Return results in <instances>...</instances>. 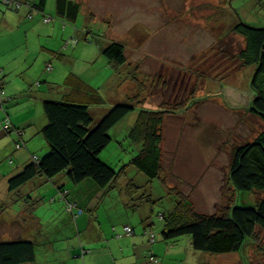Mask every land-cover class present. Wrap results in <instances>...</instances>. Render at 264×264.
Segmentation results:
<instances>
[{
    "label": "rangeland",
    "instance_id": "obj_1",
    "mask_svg": "<svg viewBox=\"0 0 264 264\" xmlns=\"http://www.w3.org/2000/svg\"><path fill=\"white\" fill-rule=\"evenodd\" d=\"M84 5L85 11L76 22L64 23L68 27L87 29V43L97 41L104 48L114 41L122 43L126 63L120 67L118 75L115 67L104 58L102 64L99 61L92 64L83 77L98 88L106 102L118 97L120 101L132 102L143 109L166 110L161 127L160 179L163 181L149 180L129 165L137 153L127 138L128 128L134 120L132 114L109 131L111 141L99 158L119 172L121 178L118 188L106 193L100 201L101 219L109 227L116 224L115 221H124L136 230H141L144 222L159 228L161 213L173 206L180 192L190 197L196 211L205 214L220 213L233 203L252 205L264 198V191H235L228 178L234 147L249 141L264 127L263 122L247 110L252 97L249 87L251 68L242 67L237 58L244 40H239L232 28L238 19L255 27H264V0H87ZM75 40L78 44V36ZM67 63L70 70L78 69L79 65L85 66V57ZM20 66V63L15 64V69ZM2 76L3 96L12 99L15 83L23 82L25 76L6 72ZM11 101L0 94V102H5L3 105L7 108L13 104ZM42 112L40 108L38 114H33V125L26 129L38 132H34L31 139L28 132H24L21 139L16 131L11 133L24 145L32 142L38 156L44 153L39 144ZM1 114L6 117L4 108H0V119ZM14 149L7 151L5 158L0 153V178L11 170L9 164L14 161ZM130 184L137 189L128 208L121 201L125 196L123 189ZM19 190L31 201L21 214L18 226L3 224L0 227V239H9L8 236L14 234L9 231L16 228H22V235L48 228V222L46 225L41 221L40 211L48 209L44 205L51 203V194H48L51 183L32 187L26 184ZM16 196L17 193L12 197ZM40 197L39 203H35ZM0 198L6 202H0L5 204V213H16L10 199ZM65 203L74 202L66 198ZM81 208L83 213L79 216L83 215L85 228L90 212ZM29 214L33 217L32 222L27 221ZM5 229L6 236H2ZM92 233V229L87 231V235ZM73 235L78 240V236ZM175 242L185 250V258L178 257L183 261L168 264H264V232L259 228L254 242H248L242 256L240 253L213 255L195 251L192 247L187 249L188 243L191 244L188 236H181ZM36 244L37 252L48 246ZM51 244L55 253L65 251L63 241Z\"/></svg>",
    "mask_w": 264,
    "mask_h": 264
},
{
    "label": "trees",
    "instance_id": "obj_2",
    "mask_svg": "<svg viewBox=\"0 0 264 264\" xmlns=\"http://www.w3.org/2000/svg\"><path fill=\"white\" fill-rule=\"evenodd\" d=\"M16 1L21 4L19 7L7 6L1 0L0 5L16 11L20 10L22 5L26 6L27 19L33 18L34 8L43 11L46 3V0H38L37 3ZM55 7L59 17L63 19L67 17V21L71 22L75 21L80 10V5L72 0H55ZM52 20V16H43L44 23H50ZM232 30L244 40L243 47L237 53V58L242 67L251 68L249 87L252 97L247 110L264 124V27H255L238 19ZM102 55L109 65L115 67L119 75L120 67L126 63L124 45L120 42H111L102 50ZM62 56L63 53L54 55V57ZM44 70L51 72L52 64L47 62ZM73 79L74 77L69 76L65 84ZM79 81L81 82L79 90L86 98L85 101L69 97L59 100L49 98L43 101L46 123L41 129V134L48 146V152L41 157L32 155L30 162L9 179V188L11 190L19 188L38 175L47 179L65 175L73 184L91 180L104 192L114 189L121 176L119 172L101 161L99 155L111 141L109 131L131 114L134 120L130 123L131 125L129 124L127 138L137 153L129 165L135 167L149 180L163 181L160 179L162 171L161 127L166 110H147L125 101L110 104L100 96L96 88L80 78ZM2 85L1 83V91ZM53 87L56 86L52 85L51 88ZM9 125L8 132L16 131L21 139L24 131L14 129L10 123ZM20 139L16 143V146H20L18 149L24 146ZM228 178L235 191L239 193L264 191V127L252 139L234 147L231 153ZM136 189L132 184L126 187L125 195L130 207L135 198L133 193H136ZM58 194L64 200L68 197L66 189L61 188ZM147 199L151 201L149 196ZM68 204H73L71 212L66 210L71 215L72 212H75V215L83 212V209L76 203H67V208ZM136 206L137 204L134 207ZM162 216L160 218L162 221L161 238L166 242L175 243L179 237L188 236L191 247L195 251L213 255L240 253L242 256L248 242H254L256 230L259 228L264 232V198L258 199L252 205L233 203L220 213L205 214L196 211L190 197L180 192L173 206ZM115 230V227H112L115 236H128L124 229L121 234L116 233ZM131 230L134 233L133 228ZM148 230L150 229L146 228L144 233L149 238ZM37 253V244L33 241L27 239L0 240V264H33L37 260ZM151 257L161 263L156 256L150 253L148 259L151 264H153Z\"/></svg>",
    "mask_w": 264,
    "mask_h": 264
},
{
    "label": "crops",
    "instance_id": "obj_3",
    "mask_svg": "<svg viewBox=\"0 0 264 264\" xmlns=\"http://www.w3.org/2000/svg\"><path fill=\"white\" fill-rule=\"evenodd\" d=\"M23 1L31 3L38 2V0ZM72 1L80 5L79 14L75 21H73L76 22V20L83 15V10L85 11L84 4L87 3V0ZM27 11L28 9L24 5H22L18 11L10 10L0 5L1 83L3 84L2 77L4 76L2 75H4L5 72L8 74L25 76L23 82L15 83L17 86H14V89L12 90V94H15L12 96V99L14 100L13 102L11 101V97L7 98L3 96L4 89L2 87L0 94L3 92L2 97L6 100H10L13 104L9 105L7 108L3 105L5 102H0V108H4V113L6 114V117L1 114L0 123L2 124L7 120L11 124V127L23 130L24 132H28L26 129L32 127L34 119L33 114H38L40 108H42L43 111L42 104L45 99L50 98L53 100H59L64 97H69L70 99H80L85 101L86 98L79 90L81 89L79 78L95 88L90 80L83 77V73L86 74L88 68L92 66V64H96L98 61L102 64L104 60L102 55L104 46L102 43H98L97 41H90V43H87L89 38L87 29H83L82 27H68L64 22L71 21H67V17L63 19L57 15L55 0H46L43 11H38L34 8L32 11V19H27ZM44 15L52 16V22L44 23ZM77 36L79 38L78 44L75 40ZM237 37L239 40L242 39L239 36ZM56 53H63V56L54 57ZM77 53H79V59H77ZM75 55L76 57H74ZM84 57V67H87V69L80 65L78 66V69L70 70L68 68L67 62L71 59L78 61L82 60ZM47 62L52 64V70L49 74H46L44 71V66ZM14 63H20L21 66L19 69H15ZM7 70L9 71L7 72ZM13 71L15 73H12ZM69 76L74 77V79L69 81L71 83L68 82V84H65V80H67ZM52 85L56 87L51 88ZM96 89L98 90V88ZM118 101H120L118 97L108 99L110 104ZM45 123L46 119L42 112L40 118L42 128ZM34 132L38 133L36 130L28 132L30 139ZM4 133H8L9 135ZM11 133L12 131L7 132L4 130L0 133V140L3 143L0 145V153H3V158L7 156V151L17 147L16 143L19 141V139ZM39 144L44 153L37 156L41 157L48 152V146L42 136L39 139ZM24 146H22L24 148L21 147L20 149H14V161L10 160L11 163L9 164L11 170L0 178L2 186L0 188V196L5 199H10V201L14 203L16 210V213L14 214L5 213L6 210L4 209V203L6 202L4 199L0 198V202L4 201L3 204H0L2 206L0 207V227H2L3 224H15L18 226L21 221V214L27 209L26 205L31 201L27 195L20 192L19 189L22 186L13 190L8 186L9 179L19 173L24 166L30 162L31 156L34 155L35 152H38L32 142ZM49 182L51 183V190H49L48 194H51V203L50 205H44V208L48 207V209L46 208L42 211L39 210L41 221H44L46 225L48 222V228L46 227V229L43 230H33L32 233L36 234L35 236H33V234L22 235V228H16L13 231L10 230L9 232H13L14 234L11 233L8 236L9 239H27L39 244H48L46 249L37 253V260L33 264H151L148 259L150 253L156 256L162 264L177 261L182 262L183 260H178L177 258L183 256L185 258V250L178 242L170 243L161 238V219H159V228L152 227V223L148 224L147 222H144L141 230H136L124 221H115L116 224H112L109 227V224L101 219L99 214L100 201L104 198L106 193L118 188L119 183L114 189L104 192L102 189L96 190V186H94L95 184L90 180H84L79 184H75L76 186L70 187L71 182L65 175H58L53 179H47L42 175H38L26 184H30V187H32L33 185L41 186ZM61 188L68 191L67 200L73 201L79 207L83 206L84 210L90 212L87 220V227L84 228L85 220L83 215H75V212H72V215L74 213L72 216L67 212L71 209L69 210L66 207L65 200L58 194ZM123 191L125 195L126 190L123 189ZM88 192H90L91 195H88ZM15 193H17V196L16 198H13L12 196ZM97 193H100L99 197L95 198ZM41 195H43V193ZM41 199L42 197L34 202L39 203ZM121 202L125 207L130 208L127 203L126 195ZM17 206L19 207V210H17ZM11 207H13V205H11ZM39 207L37 208L39 209ZM28 209L30 212V207H28ZM31 217L32 216L29 214L27 221L31 220L32 222L33 217ZM53 219H57L55 223H51V220ZM112 222L114 221H110V223ZM126 226L133 228L134 233L122 237L114 235L115 232L112 231V227H115L116 233L118 232L121 234ZM146 228L150 229L154 234L157 233L154 242L150 241L148 236L145 235L144 230ZM90 229L93 230V233L92 235H87V231ZM1 231L2 230L0 229V233ZM6 232L7 230L5 229L2 236H6ZM84 233H86L85 236L83 235ZM73 234L78 236V240H76V237H74ZM157 236H159L158 240ZM37 239L39 242H37ZM59 240L63 241L65 251L59 250L55 253L51 243H56ZM189 247L191 248V244L188 243L187 249Z\"/></svg>",
    "mask_w": 264,
    "mask_h": 264
},
{
    "label": "built area",
    "instance_id": "obj_4",
    "mask_svg": "<svg viewBox=\"0 0 264 264\" xmlns=\"http://www.w3.org/2000/svg\"><path fill=\"white\" fill-rule=\"evenodd\" d=\"M1 2H2L3 4H5V5H7V6H15V7H19V6L21 5V4H20L18 1H16V0H1ZM45 21H46V19H45ZM9 127H10L9 122H8V121H5L1 129H3L4 131H7V132H8ZM19 147H20V146H17V148H19ZM33 159L36 160L35 157H33ZM72 207H73V204H68V209H69V210H70ZM124 231H125L126 234H131V233H132V230H131V228H129V227H125ZM147 234L149 235V238H150L151 241H153V240L155 239V237H156V235H155L153 232H151L150 230L147 231ZM116 236H118V235H116ZM150 260H151V262H152L153 264H161L157 259H154V258H152V257L150 258Z\"/></svg>",
    "mask_w": 264,
    "mask_h": 264
},
{
    "label": "bare ground",
    "instance_id": "obj_5",
    "mask_svg": "<svg viewBox=\"0 0 264 264\" xmlns=\"http://www.w3.org/2000/svg\"><path fill=\"white\" fill-rule=\"evenodd\" d=\"M125 229V228H124Z\"/></svg>",
    "mask_w": 264,
    "mask_h": 264
}]
</instances>
